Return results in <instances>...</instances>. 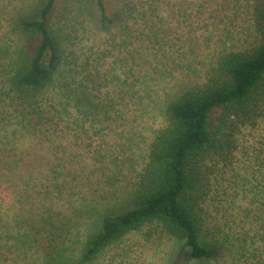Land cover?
<instances>
[{
    "label": "rangeland",
    "instance_id": "rangeland-1",
    "mask_svg": "<svg viewBox=\"0 0 264 264\" xmlns=\"http://www.w3.org/2000/svg\"><path fill=\"white\" fill-rule=\"evenodd\" d=\"M103 1L110 22L95 0H56L60 61L24 104L9 77L45 0H0V264H264V104L207 163L201 236L214 257H189L151 221L83 258L102 217L130 206L166 105L220 53L258 40L253 0Z\"/></svg>",
    "mask_w": 264,
    "mask_h": 264
},
{
    "label": "trees",
    "instance_id": "trees-1",
    "mask_svg": "<svg viewBox=\"0 0 264 264\" xmlns=\"http://www.w3.org/2000/svg\"><path fill=\"white\" fill-rule=\"evenodd\" d=\"M95 1L101 21L110 22L104 1ZM55 2L45 0L37 18L23 22L21 54L9 84L24 104L37 103L39 91L50 85L60 61V47L49 27ZM253 19L256 42L220 53L200 80L182 88L166 105L165 124L149 144L130 206L102 217L84 259L151 221L183 241L189 257L215 256V248L201 236L200 206L212 173L207 163L226 154L237 120L243 122L264 104V0H253ZM66 87L71 99L74 89Z\"/></svg>",
    "mask_w": 264,
    "mask_h": 264
}]
</instances>
